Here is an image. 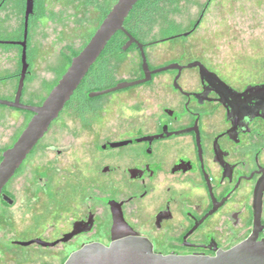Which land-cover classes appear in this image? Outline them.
I'll list each match as a JSON object with an SVG mask.
<instances>
[{"label": "flooded vegetation", "instance_id": "obj_1", "mask_svg": "<svg viewBox=\"0 0 264 264\" xmlns=\"http://www.w3.org/2000/svg\"><path fill=\"white\" fill-rule=\"evenodd\" d=\"M138 25L123 22L141 43L149 69L180 68L151 73L138 91L120 93L122 118L104 135L95 134L90 113L110 103L96 102L103 94L90 93L103 89L90 88L91 81L113 74L112 61L129 52L139 57L136 73L111 87L144 77L139 46L132 42L123 50L129 37L118 30L123 54L108 47L3 187L12 200L8 206H14L12 181L24 174L34 194L29 200L38 201L37 194L42 199L39 211L26 205L30 218L23 225L6 220V249L24 258L39 255L36 264H64L84 245H109L113 235L144 238L161 255L214 256L251 236L264 241V94L255 89L264 81L236 86L196 59L153 65L148 47L183 34L147 41ZM194 61L208 73L188 67ZM69 121L73 133L67 143L48 135L54 125L56 132L66 130ZM48 153L51 159L40 162ZM68 157L69 168L55 166ZM0 201L5 203L1 195Z\"/></svg>", "mask_w": 264, "mask_h": 264}, {"label": "rangeland", "instance_id": "obj_2", "mask_svg": "<svg viewBox=\"0 0 264 264\" xmlns=\"http://www.w3.org/2000/svg\"><path fill=\"white\" fill-rule=\"evenodd\" d=\"M90 1L34 0L27 34L30 74L24 82L23 103L41 104L55 85L49 81L56 74L61 76L67 68L66 56L80 50L100 23L102 16ZM95 1L104 8H110L115 2ZM205 2L207 0H157L149 8L147 16L139 21V37L148 41L189 31L186 36L148 47L149 61L153 65H164L172 59H196L236 86L264 81V0H209L204 7ZM24 5L25 0H0V38H16L22 33ZM0 46H3L0 48V77L16 74L20 67L19 48L14 45ZM138 63L136 52L114 59L111 63L113 74L104 72L98 75L91 81L90 88L106 89L118 78H129L136 73ZM10 84L0 80V99H11L7 93ZM143 85L101 95L96 102L109 101L110 104L99 112L90 113L93 132L97 135L107 133L122 118L117 108L120 93L138 91ZM28 97L30 100L26 99ZM30 117L28 111L0 104V150L13 143ZM55 129L56 125L48 132L50 137L56 134L62 140L60 143L64 144L71 139L70 121L66 130L56 132ZM51 156V153L46 154L47 158L40 162L51 159ZM63 160L67 162L60 163L59 159V164L55 166L68 167L72 159ZM25 181L24 174L12 181L16 194L14 206L9 207L0 201V264H36L42 260L34 254L24 258L14 249H6L3 243L4 236H8L6 220L9 217H13L18 225H23V221L26 223L30 218L27 204L33 207L31 212L40 210L41 195L35 196L38 201H30L34 194Z\"/></svg>", "mask_w": 264, "mask_h": 264}, {"label": "water", "instance_id": "obj_3", "mask_svg": "<svg viewBox=\"0 0 264 264\" xmlns=\"http://www.w3.org/2000/svg\"><path fill=\"white\" fill-rule=\"evenodd\" d=\"M137 0H116L101 20L91 37L81 50L71 58L63 74L51 88L45 99L39 105L27 104L21 101L25 77L28 71L27 62V34L29 16L33 12L34 0H25L23 14V38L19 41L0 39V44H13L21 47L20 72L13 99H0V104L31 112V117L13 142L3 150L0 159V195L2 200L10 205L11 198L2 192L15 171L22 164L26 156L32 151L36 143L47 132L51 122L58 116L65 103L79 85L89 68L96 61L109 39L118 30H123L129 37L123 45L125 50L132 42L139 48L142 59L144 77L136 80H124L113 87L90 93L91 96L105 94L133 85L146 82L151 73L170 68H180L176 64H169L150 70L145 53L139 43L123 28V22ZM198 21L195 23L196 26ZM189 31L184 32L186 36ZM198 66L201 72L208 73L207 68L200 62L194 61L188 67ZM256 93L264 94V84L257 86ZM119 217L114 215V225ZM117 222V223H116ZM64 264H264V241H257L251 236L235 247L220 251L214 256L201 255H161L152 250L150 242L144 238L128 235L125 237L112 236L109 245L90 243L72 252Z\"/></svg>", "mask_w": 264, "mask_h": 264}, {"label": "trees", "instance_id": "obj_4", "mask_svg": "<svg viewBox=\"0 0 264 264\" xmlns=\"http://www.w3.org/2000/svg\"><path fill=\"white\" fill-rule=\"evenodd\" d=\"M116 1V0H115ZM208 2L209 0H207V2H205L204 4V7H206L208 5ZM90 3L100 12L101 16H102V19L104 18V16L106 15V13L109 11L110 8H104L100 3H98L97 1L95 0H92L90 1ZM157 3V0H137L136 3L133 5L132 9L129 11L128 15L126 16L125 20H124V25H126L127 23H134V22H138L143 19L144 16H147V14L149 13V8L150 7H153L155 4ZM101 19V20H102ZM101 22V21H100ZM95 31V30H94ZM93 31V32H94ZM93 32L91 33V35L93 34ZM22 34H23V31L22 33L18 36V37H22ZM91 35L89 36V38L91 37ZM121 36L122 33L119 32V31H116L114 33V35L109 39V41L107 42V44L105 45L104 49L101 51V53L99 54V56L97 57L95 63L89 68V70H92L94 65L100 61L101 59H103V56L106 55L107 53V50H108V47L109 46H114L116 47L117 46V50L114 51L115 54H123V51L120 50L118 47L120 46V43L118 44V41L121 39ZM88 38V39H89ZM87 39V41H88ZM115 39V40H114ZM118 44V45H117ZM28 40H27V49H28ZM79 52L78 51H72L71 54L69 56H66V59H67V62H68V65L71 61V58L73 56H75L77 53ZM27 62H28V55H27ZM29 64V63H28ZM19 65L21 66L20 64V61H19ZM28 71H29V74H30V65H28ZM27 71V72H28ZM19 72H20V67H19V70L18 72L15 74V75H5L3 77H0V80H5L9 77H12V76H15L16 77V80H18V77H19ZM29 74L27 73V75L29 76ZM26 75V77H27ZM26 77H25V80H26ZM60 78V77H59ZM58 80V79H57ZM57 82V81H56ZM55 82V83H56ZM24 89V87H23ZM22 94H23V91H22ZM30 115H31V112H29ZM2 151V150H0ZM0 159H1V154H0Z\"/></svg>", "mask_w": 264, "mask_h": 264}, {"label": "crops", "instance_id": "obj_5", "mask_svg": "<svg viewBox=\"0 0 264 264\" xmlns=\"http://www.w3.org/2000/svg\"><path fill=\"white\" fill-rule=\"evenodd\" d=\"M0 39H5V38H3V37H1ZM11 39V38H10ZM3 45V44H2ZM12 45V44H11ZM15 46V45H14ZM1 47H3V46H0V48ZM11 47H13V46H11ZM16 47V46H15ZM12 75H15V74H13L12 73ZM60 76H58L57 74H56V77H54V79L53 80H51V81H49V83L50 84H54L56 81H57V79L59 78ZM6 81H8V82H10L11 84H10V87H8V90H7V93L12 97L13 96V94L15 93V90H16V86H17V80H16V77L15 76H12V77H9V78H7V79H5ZM5 92H6V90H5ZM27 100H30V98L28 97V98H26Z\"/></svg>", "mask_w": 264, "mask_h": 264}]
</instances>
